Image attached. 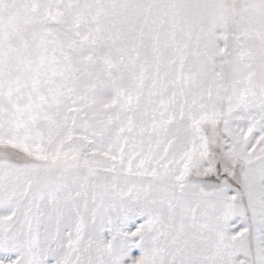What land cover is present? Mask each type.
Returning a JSON list of instances; mask_svg holds the SVG:
<instances>
[{"label":"snow or ice","instance_id":"obj_1","mask_svg":"<svg viewBox=\"0 0 264 264\" xmlns=\"http://www.w3.org/2000/svg\"><path fill=\"white\" fill-rule=\"evenodd\" d=\"M0 264H264V0H0Z\"/></svg>","mask_w":264,"mask_h":264}]
</instances>
